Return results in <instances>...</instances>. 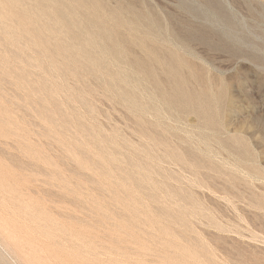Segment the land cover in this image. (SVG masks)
<instances>
[{"label": "rangeland", "instance_id": "obj_1", "mask_svg": "<svg viewBox=\"0 0 264 264\" xmlns=\"http://www.w3.org/2000/svg\"><path fill=\"white\" fill-rule=\"evenodd\" d=\"M0 264H264V0H0Z\"/></svg>", "mask_w": 264, "mask_h": 264}, {"label": "bare ground", "instance_id": "obj_2", "mask_svg": "<svg viewBox=\"0 0 264 264\" xmlns=\"http://www.w3.org/2000/svg\"><path fill=\"white\" fill-rule=\"evenodd\" d=\"M100 5V4H99ZM99 5H97L96 3L94 4V6H96L97 8L99 7ZM100 8H101V6H100ZM98 13V12H97ZM97 13H96V15H97ZM113 14H114V18L117 20V22L120 20V17H119V15L118 14H116V12H112ZM92 14V13H91ZM95 14V13H94ZM93 14V15H94ZM89 16V15H88ZM99 17V16H98ZM88 18V20H89V22H92V20H91V17L89 16V17H87ZM92 18H94L93 16H92ZM99 18H101V17H99ZM95 19V18H94ZM93 19V22L94 21H96V20H94ZM96 19H97V16H96ZM105 20V19H104ZM98 21V20H97ZM97 21L95 22V23H97ZM104 22V21H103ZM106 23V22H105ZM87 24H90V23H87ZM98 24V23H97ZM101 24V23H100ZM103 24V23H102ZM87 27L88 28H92V24H90V25H87ZM100 27H103L102 25L100 26ZM85 29V28H84ZM105 29H106V27H105ZM150 29H151V27H150ZM88 30H90V29H88ZM109 30H110V27H109ZM109 30H107L108 31V33L109 32H111V34L109 33V35L111 36L113 33H115V32H113V31H111V30H113L112 29V27H111V30L109 31ZM107 34V33H106ZM113 36H114V34H113ZM112 37V36H111ZM113 38V40H114V37H112ZM111 38V39H112ZM106 39L107 40H110V37L109 38H107L106 37ZM119 45V44H118ZM118 47V46H117ZM112 50V54L113 55H117V48L115 47V46H111L110 47ZM67 52V51H66ZM166 71L167 72H173L172 73V77H173V79H171V80H169V82H170V84H169V88H171V91H170V89L168 88V85H166L163 81H161L160 79H156L155 77H154V74L152 73V71L151 70H149V71H147L148 72V74H149V76L152 78V82H153V86H154V88L156 89V92L164 99V100H167L168 101V103H169V105H171V106H173L174 107V99H178L177 98V96H178V94L176 93V94H174V69L176 70V69H178V68H180V66H181V64H179L178 62H175L174 61V59H170V60H168L167 62H166ZM165 86V87H164ZM191 107H193L192 106V104H191V102L190 103H187L186 104V106L184 107V108H188V109H190ZM195 107V106H194ZM197 108V107H196ZM195 108V109H196ZM198 109V112L201 114V116L202 117H205L206 115H207V113H206V111L203 109V108H197Z\"/></svg>", "mask_w": 264, "mask_h": 264}]
</instances>
